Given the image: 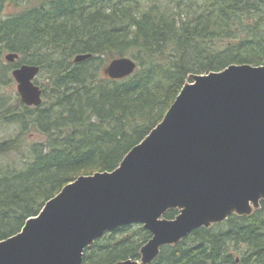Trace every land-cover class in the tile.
Wrapping results in <instances>:
<instances>
[{
  "label": "trees",
  "instance_id": "16d2710c",
  "mask_svg": "<svg viewBox=\"0 0 264 264\" xmlns=\"http://www.w3.org/2000/svg\"><path fill=\"white\" fill-rule=\"evenodd\" d=\"M9 52L20 58L2 64ZM79 53L92 56L75 63ZM122 56L137 61L135 72L107 77L103 66ZM21 63L41 66L43 103L0 97V120L35 126L46 139L0 140V240L80 175L116 169L191 74L263 64L264 0H0V86ZM151 237L141 223L108 231L85 248L83 264L140 259ZM149 264H264V200L163 245Z\"/></svg>",
  "mask_w": 264,
  "mask_h": 264
},
{
  "label": "water",
  "instance_id": "95a60500",
  "mask_svg": "<svg viewBox=\"0 0 264 264\" xmlns=\"http://www.w3.org/2000/svg\"><path fill=\"white\" fill-rule=\"evenodd\" d=\"M91 53L75 55L82 62ZM18 53L5 55L14 63ZM137 61L116 57L104 67L120 79ZM41 66L23 63L12 74L21 100L43 103L35 82ZM163 120L113 171L80 175L27 219L20 232L0 240V264H83L86 247L106 232L141 223L152 237L141 259L149 264L163 245L193 230L251 214L264 199V63L231 64L191 75ZM179 214L163 217L169 209Z\"/></svg>",
  "mask_w": 264,
  "mask_h": 264
},
{
  "label": "rangeland",
  "instance_id": "374dc122",
  "mask_svg": "<svg viewBox=\"0 0 264 264\" xmlns=\"http://www.w3.org/2000/svg\"><path fill=\"white\" fill-rule=\"evenodd\" d=\"M23 58V56H22ZM2 64L10 65L5 59V55L3 56ZM107 65V64H106ZM103 66L104 67L106 66ZM102 69L103 73L104 70ZM44 79V75L38 76L36 79L39 82H42ZM191 80V76H190ZM5 84L0 86V97L4 99V102L7 104L16 103L18 98L21 99L20 93L18 91V83L15 80L12 70L9 72L8 77L5 78ZM24 131V132H23ZM22 134L23 137L26 138V141L29 143H38L46 139V135L42 133L38 128L35 126L29 125L27 130H23V127L19 123L8 122L5 120H0V140L11 138L17 135ZM16 155L13 156L11 159H16ZM19 158V157H18ZM6 161V159H4ZM10 158L7 159L9 161ZM259 207H253V212L257 210Z\"/></svg>",
  "mask_w": 264,
  "mask_h": 264
}]
</instances>
